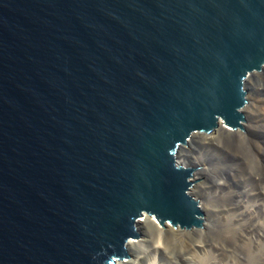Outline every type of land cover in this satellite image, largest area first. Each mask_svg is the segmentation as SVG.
<instances>
[{"label": "water", "instance_id": "1", "mask_svg": "<svg viewBox=\"0 0 264 264\" xmlns=\"http://www.w3.org/2000/svg\"><path fill=\"white\" fill-rule=\"evenodd\" d=\"M264 0H0V264H115L141 214L201 224L175 149L239 131Z\"/></svg>", "mask_w": 264, "mask_h": 264}, {"label": "bare ground", "instance_id": "2", "mask_svg": "<svg viewBox=\"0 0 264 264\" xmlns=\"http://www.w3.org/2000/svg\"><path fill=\"white\" fill-rule=\"evenodd\" d=\"M263 70L264 66L250 73L242 82L246 101L240 111L247 116L246 122L241 124L243 130L228 131L217 118L213 132L195 131L189 140L178 144L175 149L176 163L195 170L191 179L194 183L191 197L201 215L204 214L202 227L190 230L193 235L191 243L183 239L182 232L187 231L179 230L177 226H162L152 217L141 214L136 223L141 237L129 238L125 245L127 255L132 252L131 258L116 260L115 264H160L159 259H167V264H177L175 258L183 264H264V173L256 169L255 163L253 165L255 160L238 155L236 149H230L228 144L219 143L228 133L243 140L253 121L256 122L251 115L261 102L255 94L261 90L258 80ZM194 143L199 145L198 149L193 148ZM210 145L219 150V154L216 150L215 154H208L216 165L219 164L220 169L213 170L224 171L226 178L219 175L217 181L207 184L203 177L206 168L204 155L205 147ZM231 197L235 199L234 203ZM229 198L230 202L227 201ZM249 219L254 220L253 223L247 222ZM142 247L148 251L135 252L136 248Z\"/></svg>", "mask_w": 264, "mask_h": 264}, {"label": "rangeland", "instance_id": "3", "mask_svg": "<svg viewBox=\"0 0 264 264\" xmlns=\"http://www.w3.org/2000/svg\"><path fill=\"white\" fill-rule=\"evenodd\" d=\"M262 72H261V75L259 76V80H258L259 85L261 87V90H260V92H258V94H255V96L257 95V98H259V100L261 102H260V105L256 106V109L254 110V115L253 114L251 115V116H253L252 119L253 120H256V122L253 121L254 122V123H252L253 126H251L249 128V131H248V134H247L246 138L244 137L245 139L244 138H243V140L236 139V137L234 136L233 133H231V134L228 133V134H226V137L224 135V137L222 138V140L219 143H221L222 145L223 144H228V145H230L229 146L230 149H232V148L233 149H236V152L238 153V155L243 156V157L248 156V158L250 157L251 160L252 159L255 160V162H253V165L255 163L254 166L257 167L256 169H258V170L260 169V172L264 173V171H263L264 170V70ZM246 118H247V116L245 114H243V119L240 121V125H239L240 130L241 129L243 130L241 124L244 123V122H246V120H247ZM223 125H224V127L227 128L228 131H233V129L227 127L225 124H223ZM211 132H213V131L211 130ZM185 146H186V144H185ZM253 147H254V149H253ZM193 148L194 149L195 148L198 149L199 148V145L197 143H194ZM215 148L217 149V147L215 145L214 146L210 145L209 148H208V146L205 147V151H206L205 154L206 155H204V156H205V161H206V165H205L206 166V168H205L206 171L204 170L203 177H205V179L208 181L207 184H210L213 181H217L219 179V175H221L224 178H226V173H224V171L223 172H220V171L219 172H215V171H217V168H218V165L219 164L216 165V163L208 155V154H211V153H214V152L216 153V151L219 154V150H216ZM191 150H192V148H191ZM214 150H216V151H214ZM202 151L203 150H201V152ZM250 151L251 152L253 151L252 154L254 153L255 155L252 156V154L250 153ZM209 152H211V153H209ZM259 153H260L261 156L259 155ZM252 157H254V158H252ZM258 158L260 160H258ZM221 162H222L221 164L224 163L223 161H221ZM256 162H259V163H256ZM211 163H213V164H211ZM260 163H261V165H260ZM188 168L189 169H193L192 167H188ZM213 168H215V171L213 170ZM218 169H220V168H218ZM231 198H232V201H231ZM231 198H229L227 201H229V202L231 201L232 203H234L235 202V199L233 197H231ZM200 218H201V224L199 226L195 227V229L202 227V221L204 222V214L200 215ZM143 219L144 218H142V220ZM253 221L254 220H250V219L247 220V222H250V223H253ZM257 223H260L259 220H258ZM173 228L175 229L176 227H173ZM178 229L179 230H182V231H187V232H182L181 231L182 233H184L183 239H185V240H187L188 242L191 243V241H192V239H191V235H192L191 231L193 229L192 228H190V229H184V228H180V227ZM188 234H189V237H187ZM136 237H138V238L141 237V234H140L139 231L137 232V236ZM192 237H193V235H192ZM142 249H143V247L141 249L140 248H136L135 252L141 251ZM142 251L144 253H146L148 250L146 248H144ZM130 253H132V252H130ZM130 253L128 255H126L125 259H128L130 257ZM175 259L177 261V264H183V262L180 259L179 260L177 258H175ZM159 260H160V264H167V259H162V260L159 259Z\"/></svg>", "mask_w": 264, "mask_h": 264}]
</instances>
